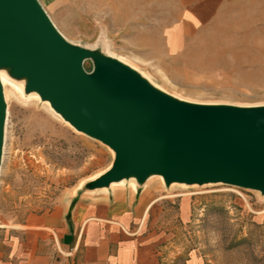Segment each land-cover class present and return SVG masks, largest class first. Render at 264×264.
<instances>
[{
	"label": "rangeland",
	"instance_id": "374dc122",
	"mask_svg": "<svg viewBox=\"0 0 264 264\" xmlns=\"http://www.w3.org/2000/svg\"><path fill=\"white\" fill-rule=\"evenodd\" d=\"M112 1L37 0L63 40L86 53L87 74L122 65L181 105L264 107V0H114L116 9ZM8 71L10 77L0 68L6 96L0 243L34 217L62 215L77 189L105 193L131 182L136 190L132 179L90 190V182L111 171L115 153L27 91L25 76L14 79ZM143 186L139 193L151 202L140 232L157 238L161 264H264L260 191L166 185L159 175Z\"/></svg>",
	"mask_w": 264,
	"mask_h": 264
},
{
	"label": "water",
	"instance_id": "95a60500",
	"mask_svg": "<svg viewBox=\"0 0 264 264\" xmlns=\"http://www.w3.org/2000/svg\"><path fill=\"white\" fill-rule=\"evenodd\" d=\"M86 53L66 43L37 0H0V68L28 79L78 132L115 153L90 190L149 175L166 185L221 183L264 194V107L204 109L170 101L122 65L94 74ZM6 103L0 85V158ZM131 183V182H129Z\"/></svg>",
	"mask_w": 264,
	"mask_h": 264
},
{
	"label": "crops",
	"instance_id": "0c3cea01",
	"mask_svg": "<svg viewBox=\"0 0 264 264\" xmlns=\"http://www.w3.org/2000/svg\"><path fill=\"white\" fill-rule=\"evenodd\" d=\"M114 188L77 189L62 215L32 218L0 243V264H161L157 238L140 232L151 201L129 183Z\"/></svg>",
	"mask_w": 264,
	"mask_h": 264
},
{
	"label": "bare ground",
	"instance_id": "6f19581e",
	"mask_svg": "<svg viewBox=\"0 0 264 264\" xmlns=\"http://www.w3.org/2000/svg\"><path fill=\"white\" fill-rule=\"evenodd\" d=\"M9 77H10V74H9V71H8V68H6V72H5ZM14 78V77H13ZM10 79H12V78H10ZM15 79V78H14ZM0 85H1V87H2V92H3V83H2V79L0 78ZM34 93V92H33ZM34 94H36V93H34ZM36 95H38V94H36ZM3 96H4V92H3ZM5 97L6 96H4V101H5ZM69 123V122H68ZM71 128V127H70ZM134 180V179H133ZM121 182V181H120ZM120 182H118V183H120ZM114 184H117V183H113V185ZM147 209H148V207H147ZM146 209V210H147ZM0 226H2V224H0Z\"/></svg>",
	"mask_w": 264,
	"mask_h": 264
}]
</instances>
